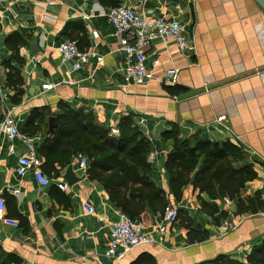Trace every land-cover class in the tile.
<instances>
[{
    "label": "crops",
    "instance_id": "0c3cea01",
    "mask_svg": "<svg viewBox=\"0 0 264 264\" xmlns=\"http://www.w3.org/2000/svg\"><path fill=\"white\" fill-rule=\"evenodd\" d=\"M112 1L0 0V120L11 110L21 134L10 138L0 132L3 213L18 221L14 225L0 218V264H194L221 253L245 259L264 240V208L253 212L243 206L241 212L236 198L213 199L192 184L176 200L165 161L174 149V134L230 139L243 148L258 173L246 182L240 198L248 204L247 199L257 200L259 193L264 201L259 187L264 175V8L256 0H117L148 17L179 19L188 39L186 48L173 40H153L146 60L153 75L136 83L124 76L125 54L104 14ZM15 31L27 38L17 54L7 42ZM66 38L76 39L81 50L95 48L103 62L92 59L73 68L60 50ZM33 39L39 42L36 54L31 51ZM174 67L179 69L175 82L167 75ZM44 83L53 86L44 89ZM62 101L92 111L111 133L112 124L131 115L153 144L152 171L169 195L168 205L189 212L208 238L189 243L188 229L177 220L162 237L154 232L156 242L133 247L117 259L106 249L110 226L124 213L102 182L91 179L89 169L81 170L80 155L56 175L44 170L51 177L47 185L33 170L19 175V157L31 150L24 137H30L41 157L38 146L51 132L49 118L59 112ZM41 160L43 164L44 157ZM69 166L73 182L66 178ZM60 180L69 189L60 188ZM202 198L219 206L218 220L201 209ZM86 202L92 212L85 210ZM161 215L142 223L153 230Z\"/></svg>",
    "mask_w": 264,
    "mask_h": 264
},
{
    "label": "trees",
    "instance_id": "16d2710c",
    "mask_svg": "<svg viewBox=\"0 0 264 264\" xmlns=\"http://www.w3.org/2000/svg\"><path fill=\"white\" fill-rule=\"evenodd\" d=\"M101 1L110 3L109 0ZM112 2L105 6L119 5L117 0ZM26 41V34L21 31H15L7 38L15 53ZM58 106L57 125L38 146L40 156L44 157L42 170L56 175L59 169L72 162L73 157L85 154L89 159V177L102 182L110 199L129 218L148 224L154 214H163L170 198L158 186L152 171L149 154L153 144L133 117L122 116L117 125L119 133L113 134L108 124L100 122L92 111L72 107L63 101ZM172 138L174 149L167 155L165 168L170 175V192L176 200H180L185 187L192 184L213 199L236 198L241 212L243 206L253 212L264 208L259 193L257 200L248 198V204L240 198L246 182L258 177L241 146L230 139L213 141L199 134L190 137L174 134ZM201 209L218 220L215 216L219 210L217 204L202 198ZM178 220L188 229L189 243L208 238L207 230L186 210L178 208ZM133 264L147 263L138 260ZM194 264H264V240L254 245L245 259L232 253H221Z\"/></svg>",
    "mask_w": 264,
    "mask_h": 264
},
{
    "label": "built area",
    "instance_id": "2783aa9c",
    "mask_svg": "<svg viewBox=\"0 0 264 264\" xmlns=\"http://www.w3.org/2000/svg\"><path fill=\"white\" fill-rule=\"evenodd\" d=\"M104 14L108 22L114 27L115 34L119 39L120 49L125 54L124 76L128 81L144 83L151 79L153 73L149 69L146 60L147 49L153 40H173L181 48L188 46V39L184 33V25L175 17H148L145 12H139L135 7L127 4L108 7ZM92 35L98 37V30L93 29ZM60 50L65 60L73 61V68L75 69L82 67L92 59H95L98 63L103 62V56L95 48L81 50L77 40L73 38L63 40L60 43ZM158 62L156 59L155 63ZM178 71V68H171L167 72V75L172 77L175 82ZM52 86V83L43 84L44 89L52 88ZM111 131L114 134L119 133V129L115 124H112ZM0 132L7 134L10 138L21 135L15 124L11 110L0 120ZM24 138L30 144L31 150L19 157L18 174L23 175L27 171L33 170L40 183L44 185L49 184L51 177L42 170L41 157L35 154L33 144L30 143V137L26 136ZM153 159L154 156H151L150 161ZM79 165L83 172L88 170L89 159L86 155L82 154L79 156ZM58 186L64 190L69 189L68 183L63 180L58 181ZM259 187L264 193V175L260 178ZM225 200L229 202L228 198H225ZM84 208L88 212L94 210L92 204L87 202L84 204ZM4 210L5 198L0 196V218L17 225V220L5 218ZM177 220L178 208L172 205H168L165 208L160 222L155 224L153 230H147L142 222L131 219L126 214H121L110 226V241L109 247L106 249V254L121 259L133 247L156 242L157 238L154 232L160 233L162 237L168 224Z\"/></svg>",
    "mask_w": 264,
    "mask_h": 264
},
{
    "label": "water",
    "instance_id": "95a60500",
    "mask_svg": "<svg viewBox=\"0 0 264 264\" xmlns=\"http://www.w3.org/2000/svg\"><path fill=\"white\" fill-rule=\"evenodd\" d=\"M256 1L260 4V6L262 8H264V0H256ZM38 43L39 42L37 40H35V39H33L31 41V48H32L31 51H32L33 54H36V52L39 49V44ZM49 123H50L49 126H50V130H51V129H53L57 125L56 117L55 116H51L49 118ZM66 178H67V180L69 182H73L75 180V174H74V171H73L72 166H69L67 168Z\"/></svg>",
    "mask_w": 264,
    "mask_h": 264
},
{
    "label": "rangeland",
    "instance_id": "374dc122",
    "mask_svg": "<svg viewBox=\"0 0 264 264\" xmlns=\"http://www.w3.org/2000/svg\"><path fill=\"white\" fill-rule=\"evenodd\" d=\"M149 160H150V158H149Z\"/></svg>",
    "mask_w": 264,
    "mask_h": 264
}]
</instances>
